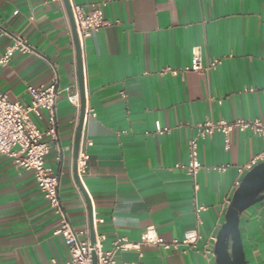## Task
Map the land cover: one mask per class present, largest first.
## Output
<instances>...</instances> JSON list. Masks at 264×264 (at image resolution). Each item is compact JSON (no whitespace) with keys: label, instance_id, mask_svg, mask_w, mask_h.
<instances>
[{"label":"crops","instance_id":"0c3cea01","mask_svg":"<svg viewBox=\"0 0 264 264\" xmlns=\"http://www.w3.org/2000/svg\"><path fill=\"white\" fill-rule=\"evenodd\" d=\"M103 9L111 26L85 41L86 109L79 156L89 155L80 184L72 150L80 120L67 99L79 89L74 39L62 1L0 0V57L16 38L35 52L16 53L0 69V93L28 104V87L48 86L59 77L58 140L47 165L60 177L63 212L75 231L89 228V208L103 236V249L118 240L140 242L148 228L172 241L199 230L196 250L160 248L119 251L126 264H216L214 247L237 183L239 169L264 154V140L234 132L229 150L216 134L201 141L198 189L185 172L189 141L206 118L264 122V0H69ZM194 55L204 72H183ZM171 70V71H168ZM177 72L176 74L172 73ZM48 114L36 120L48 127ZM169 130L156 133V123ZM48 141V139L46 138ZM89 141L91 146H86ZM226 166V171L214 168ZM206 208L195 213V204ZM60 222L34 174L0 156V264H67L70 251L54 230ZM90 232V229H89ZM247 264H264V201L240 221ZM82 240L90 241L89 236Z\"/></svg>","mask_w":264,"mask_h":264},{"label":"built area","instance_id":"2783aa9c","mask_svg":"<svg viewBox=\"0 0 264 264\" xmlns=\"http://www.w3.org/2000/svg\"><path fill=\"white\" fill-rule=\"evenodd\" d=\"M45 3L57 0H44ZM62 1V0H59ZM71 10L75 21V26L81 47H84L85 41L93 34L103 28L111 26L99 6H92L86 10L82 6L72 5ZM35 50L30 47L23 38H16L14 43L8 47L2 57H0V69L9 65L11 59L16 53L28 54ZM219 61L212 62L205 66L199 56L194 55L191 64L182 71L204 72L215 68ZM171 71V70H168ZM172 73L176 74L177 72ZM67 93V99L78 111L80 110L79 89L67 87L64 90ZM27 93L30 102L24 104L21 102H12L7 95L0 93V156L8 158L16 168L31 171L34 174L35 181L47 204L55 210L60 216V222L53 234L62 236L69 248L71 259L67 264H92V252L98 254V264H126L117 260L119 251L135 249L143 256L142 249L153 247L160 248L168 252H183L187 250H196L202 239L199 230L187 231L181 239L166 241L158 237L154 228H148L142 235L140 242L131 243L125 240H118L110 250H104L102 241L103 236L97 234V224L102 220H93V226L96 232V245L92 247L89 240H82L83 236H89V228L81 231H75L66 215L63 212L59 185L60 177L47 165V158L53 149V143L58 140L57 129V100L60 93L59 77L55 74L52 77L51 84L48 86L28 87ZM48 114V127L41 130L36 120L43 119V113ZM92 110L86 109L85 120L88 116H94ZM169 130L163 128L161 124L156 123V133L166 134ZM234 132H251L260 136L264 140V122L258 119H237L233 122L225 120L214 121L206 118L196 126V135L189 141V161L186 164L178 163L175 169L185 172L194 182L197 190V177L202 169L199 159V146L201 141L206 140L216 134L224 138L225 150L230 149L231 135ZM48 139V141L46 140ZM86 146L92 143L87 141ZM89 160V155L84 152L78 158V175L82 179ZM264 162V154L256 158L253 162L239 169V173L244 177L254 166ZM218 171H226V166L214 168ZM240 181L237 183L239 187ZM206 208L195 204V213L198 223L201 224L200 214Z\"/></svg>","mask_w":264,"mask_h":264},{"label":"water","instance_id":"95a60500","mask_svg":"<svg viewBox=\"0 0 264 264\" xmlns=\"http://www.w3.org/2000/svg\"><path fill=\"white\" fill-rule=\"evenodd\" d=\"M66 12L68 15L77 60V72L79 82L80 95V120L75 132L72 160L73 174L76 182L81 186L78 175V158L81 143L82 130L86 112V91L83 66V48L80 45L73 13L69 0H63ZM85 200L89 208V229H90V244L92 247L96 245V232L93 226V218L91 213V205L84 194ZM264 201V162L257 164L248 171L242 178L239 187L233 194L230 204L225 214V221L218 231L214 253L216 256V264H247L244 252L242 236L240 232V221L243 213L256 204ZM92 264H98V254L92 252Z\"/></svg>","mask_w":264,"mask_h":264}]
</instances>
